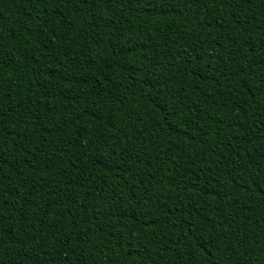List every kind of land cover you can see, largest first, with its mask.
<instances>
[{
  "label": "trees",
  "instance_id": "trees-1",
  "mask_svg": "<svg viewBox=\"0 0 264 264\" xmlns=\"http://www.w3.org/2000/svg\"><path fill=\"white\" fill-rule=\"evenodd\" d=\"M0 264H264V0H0Z\"/></svg>",
  "mask_w": 264,
  "mask_h": 264
}]
</instances>
